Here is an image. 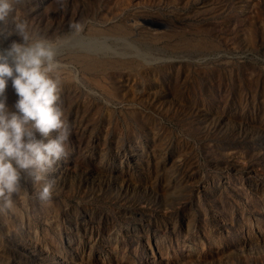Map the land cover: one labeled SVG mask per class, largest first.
Returning a JSON list of instances; mask_svg holds the SVG:
<instances>
[{
    "label": "rangeland",
    "instance_id": "rangeland-1",
    "mask_svg": "<svg viewBox=\"0 0 264 264\" xmlns=\"http://www.w3.org/2000/svg\"><path fill=\"white\" fill-rule=\"evenodd\" d=\"M15 7L56 40L70 135L52 198L25 173L0 213V264H264V0ZM79 32L109 45L58 46Z\"/></svg>",
    "mask_w": 264,
    "mask_h": 264
},
{
    "label": "clouds",
    "instance_id": "clouds-1",
    "mask_svg": "<svg viewBox=\"0 0 264 264\" xmlns=\"http://www.w3.org/2000/svg\"><path fill=\"white\" fill-rule=\"evenodd\" d=\"M12 36L19 39L0 47V213L14 208L13 197L20 192L25 173L34 184L45 181L35 199L52 198L46 174L66 154L70 135L57 103L61 64L56 40L33 29L15 0H0V37ZM9 83L16 94L11 105L5 94Z\"/></svg>",
    "mask_w": 264,
    "mask_h": 264
},
{
    "label": "bare ground",
    "instance_id": "bare-ground-1",
    "mask_svg": "<svg viewBox=\"0 0 264 264\" xmlns=\"http://www.w3.org/2000/svg\"><path fill=\"white\" fill-rule=\"evenodd\" d=\"M147 23H148V21H150L149 22V24H152L151 23V20H149V19H146L145 20ZM145 22H143V24H144ZM145 25V24H144ZM148 25V24H147ZM175 30V29H174ZM180 32H181V30H180ZM71 34V33H70ZM94 35H92V36H84V35H82V33L81 32H79L78 34H73V35H70L71 37H70V41H66V40H64L61 44H59L58 46L59 47H61L62 45H66L67 47L69 46H77V47H79V48H83V49H85V50H87L86 48H87V46H89V47H92L91 48V50H98V47L100 46V44H104L106 47L109 45H106L104 42L102 43V42H99V38L100 37H104V36H100L99 35V32H95V33H93Z\"/></svg>",
    "mask_w": 264,
    "mask_h": 264
}]
</instances>
